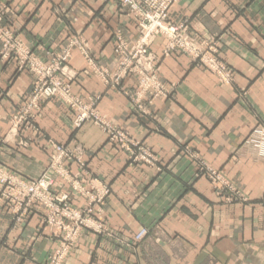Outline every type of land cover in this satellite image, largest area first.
Listing matches in <instances>:
<instances>
[{"label": "crops", "instance_id": "0c3cea01", "mask_svg": "<svg viewBox=\"0 0 264 264\" xmlns=\"http://www.w3.org/2000/svg\"><path fill=\"white\" fill-rule=\"evenodd\" d=\"M0 14L1 28L42 65L78 42L68 63L73 96L94 104L107 124L157 160L133 163L93 122L75 129L76 112L58 99L43 102L28 122L15 126L12 118L35 79L17 56L2 58L0 43V169L37 180L50 171L54 146L80 148L85 168L65 163L69 175L53 172L51 192L83 210L90 204L86 179L110 191L92 216L105 232L83 230L63 264H264V0H179L173 6L169 22L217 48L216 58L234 72L235 83L222 85L190 55H165L170 39L159 35L149 50L159 59L154 76L168 98L140 92L137 74H120L119 39L131 47L141 28L118 0H0ZM196 160L220 172L248 201L226 202L198 177ZM1 191L0 264H47L59 239L44 226L45 212L19 220ZM143 231L147 235L138 240Z\"/></svg>", "mask_w": 264, "mask_h": 264}, {"label": "built area", "instance_id": "2783aa9c", "mask_svg": "<svg viewBox=\"0 0 264 264\" xmlns=\"http://www.w3.org/2000/svg\"><path fill=\"white\" fill-rule=\"evenodd\" d=\"M123 8L139 22L141 33L135 44L126 46L119 39L117 47V67L120 74L126 76L137 74L141 78L140 92H151L153 98H168L170 93L158 83L154 76L155 64L158 62L156 55L150 52L151 41L159 35L170 39V47L165 55L172 52H182L192 56L195 62L212 72L222 85H233L235 74L227 66L216 58L217 48L206 42H196L185 34L184 26H175L169 22L168 13L179 0H118ZM2 14H0V43L2 44L1 56L6 59L9 56H17L21 60V69L27 68L35 77L34 89L24 101V107L15 119L17 125L24 124L32 117L31 114L40 110L41 104L51 99H58L69 106L77 114L73 124L75 129H80L85 123L93 122L102 128L109 136V141L116 144L122 151L130 154L133 163H146L155 165L156 158L148 148L141 146L132 140L128 133L107 124L97 113L94 104H86L75 98L71 92L70 83L75 76L68 69L71 51L78 46V42H71L62 55L55 57L50 65H42L27 50H25L13 35L1 28ZM79 50L86 58H89V50L85 45H80ZM119 77L117 78V80ZM260 138H264V129L259 132ZM258 139H254L256 142ZM50 171L43 174L37 180L27 181L8 176L0 169L1 197L6 205L18 219L28 213L44 207L46 223L61 239L59 248L53 252L47 264H61L76 246V240L83 230H94L104 233L105 228L93 221L94 207L100 205L109 195L106 185L99 180L86 179L85 197L90 204L87 209L79 210L69 204L68 196H53L51 189L54 186L53 172L66 178L69 172L65 163L76 162L81 169L85 168L80 155V148H69L63 145L53 147ZM206 165V164H204ZM203 172H216L204 168ZM216 175V174H214ZM78 188L76 187V190ZM25 209V211L23 210ZM24 211L20 213V211ZM63 233V234H62ZM147 235L143 231L138 237L142 240Z\"/></svg>", "mask_w": 264, "mask_h": 264}, {"label": "rangeland", "instance_id": "374dc122", "mask_svg": "<svg viewBox=\"0 0 264 264\" xmlns=\"http://www.w3.org/2000/svg\"><path fill=\"white\" fill-rule=\"evenodd\" d=\"M3 49H1V51H2ZM65 50H63V52H64ZM63 52L60 54V55H62L63 54ZM59 55V56H60ZM53 63V62H52ZM68 69H69V66H68ZM205 69H207V68H205ZM208 70V69H207ZM34 79H35V77H34ZM218 79V78H217ZM34 82H35V80H34ZM35 111H37V110H35ZM34 111V112H35ZM18 115H19V112L18 113H16L15 114V116L12 118V123L15 125V126H17V122L15 121V119L16 118H18ZM31 116H32V114H31ZM32 118V117H31ZM30 118V119H31ZM29 121V120H28ZM261 132V131H260ZM197 161V160H196ZM197 163H198V167H199V172H198V177H200V178H204V179H206V180H208V182L210 183V185L212 186V189L218 194V195H220V196H222V197H225V200H226V202H228V203H246L247 201H248V198H247V196L242 192V191H240L239 189H237V187L233 184V183H231L228 179H226L220 172H218L217 170H215V169H213V168H210L208 165H204L205 163H203V161L202 160H198L197 161ZM204 168H207V170L208 169H211V170H213V171H216V172H203V170H204ZM214 174H216V175H214ZM52 193V192H51ZM83 194V193H82ZM52 195L53 196H58V197H62V195H56V194H53L52 193ZM263 200H264V198H263ZM69 204H71L70 202H68ZM38 208L39 209H36V211H33V212H39V211H44L45 212V214L47 213L45 210H44V207H39L38 206ZM88 208V207H87ZM87 208H85V209H87ZM84 209V210H85ZM24 211H25V209H23ZM20 211V213H23L24 211ZM24 218H19V220H23ZM45 220H47L46 219V216H44V219H43V224H44V226L45 227H47V228H49L48 227V225H47V223H46V221ZM50 230H52L51 228H49ZM53 231V230H52ZM53 234H54V232H53ZM63 234V233H62ZM79 238V237H78ZM78 238H77V240H76V242H78ZM59 239V243H61L62 241H61V239L60 238H58ZM59 245L60 244H58V246L56 247V248H54V250H53V252H55L56 250H57V248H59ZM75 248H73V250H74ZM72 250V251H73ZM71 251V252H72ZM52 252V253H53ZM70 252V253H71ZM68 257V256H67ZM66 257V258H67ZM65 258V259H66ZM65 259L62 261V263L61 264H63V262L65 261Z\"/></svg>", "mask_w": 264, "mask_h": 264}]
</instances>
